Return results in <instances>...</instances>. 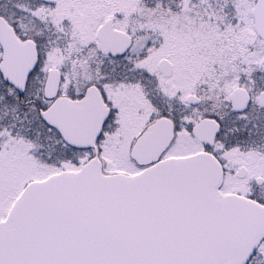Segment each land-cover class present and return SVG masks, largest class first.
Masks as SVG:
<instances>
[{
    "label": "snow or ice",
    "instance_id": "obj_1",
    "mask_svg": "<svg viewBox=\"0 0 264 264\" xmlns=\"http://www.w3.org/2000/svg\"><path fill=\"white\" fill-rule=\"evenodd\" d=\"M0 264H264V0H0Z\"/></svg>",
    "mask_w": 264,
    "mask_h": 264
}]
</instances>
